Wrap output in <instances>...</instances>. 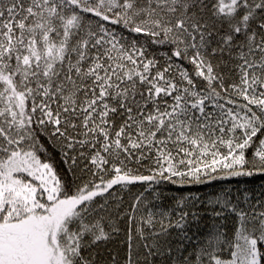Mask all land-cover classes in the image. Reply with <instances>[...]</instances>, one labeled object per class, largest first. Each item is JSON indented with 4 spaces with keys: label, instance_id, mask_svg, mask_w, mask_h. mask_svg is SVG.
Returning a JSON list of instances; mask_svg holds the SVG:
<instances>
[{
    "label": "snow or ice",
    "instance_id": "obj_1",
    "mask_svg": "<svg viewBox=\"0 0 264 264\" xmlns=\"http://www.w3.org/2000/svg\"><path fill=\"white\" fill-rule=\"evenodd\" d=\"M0 264H264V0H0Z\"/></svg>",
    "mask_w": 264,
    "mask_h": 264
},
{
    "label": "trees",
    "instance_id": "obj_2",
    "mask_svg": "<svg viewBox=\"0 0 264 264\" xmlns=\"http://www.w3.org/2000/svg\"><path fill=\"white\" fill-rule=\"evenodd\" d=\"M57 158H58V157H57ZM259 183H260V181H255L254 183L249 184L248 186H249V187H257V188H258ZM232 186H233V187L238 186V185H237V182H236V181H233V182H232ZM193 190H196V189H193ZM200 190H201V191H206L207 189L201 188Z\"/></svg>",
    "mask_w": 264,
    "mask_h": 264
}]
</instances>
